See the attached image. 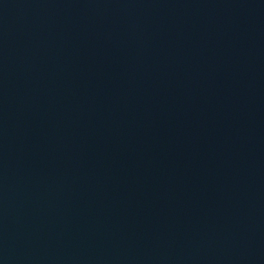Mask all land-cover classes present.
<instances>
[{"label": "water", "instance_id": "95a60500", "mask_svg": "<svg viewBox=\"0 0 264 264\" xmlns=\"http://www.w3.org/2000/svg\"><path fill=\"white\" fill-rule=\"evenodd\" d=\"M0 264H264V0H0Z\"/></svg>", "mask_w": 264, "mask_h": 264}]
</instances>
